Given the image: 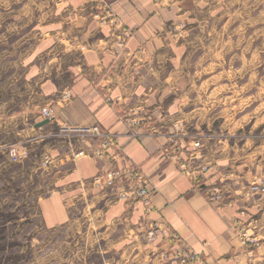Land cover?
<instances>
[{
    "label": "crops",
    "instance_id": "1",
    "mask_svg": "<svg viewBox=\"0 0 264 264\" xmlns=\"http://www.w3.org/2000/svg\"><path fill=\"white\" fill-rule=\"evenodd\" d=\"M108 14L131 32L125 44H115V25L100 23ZM9 28L25 31L14 49L28 47L11 69L0 39V203L14 180L16 198L35 206L45 228L78 235L81 245L60 249L63 264H164L169 233L203 264H261L264 245L243 243L242 231L264 227V195L246 194L264 173V0H0V31ZM43 107L55 119L37 126ZM61 123L100 126L125 156L73 157L52 139ZM170 139L178 161L208 166L198 183L163 157ZM11 145L26 153L13 165ZM40 148L45 167L25 165ZM133 165L148 177V203L121 196L127 172L113 189L96 186L103 171ZM41 168L51 187L43 196ZM214 185L221 204L201 189Z\"/></svg>",
    "mask_w": 264,
    "mask_h": 264
},
{
    "label": "rangeland",
    "instance_id": "2",
    "mask_svg": "<svg viewBox=\"0 0 264 264\" xmlns=\"http://www.w3.org/2000/svg\"><path fill=\"white\" fill-rule=\"evenodd\" d=\"M105 12L108 13L107 11H104V14H106ZM99 21L100 23L105 22L112 26L115 25V44L118 45V41H128L131 37L130 36L129 38L127 37L123 39V30L127 28L119 24V20L117 19V17H115V19H112L111 15L108 14L107 16L105 15L104 20ZM103 26H106V24H104ZM24 32L25 31H19L17 29L15 30L14 28H9L7 31H0V39L2 38L3 42L7 41L10 44L8 48L9 50L7 52V59L4 58L3 61H5L7 65H11V69L15 68L12 64V61L14 59L16 61L20 58V49H22L24 54L25 49L28 47V45H25L17 47L18 50L14 49V47L16 46V44H14L15 38L17 36H22ZM14 52H16V54ZM1 60L2 58H0V61ZM60 125H63V123H61ZM51 135L53 137V140L59 141L61 143H67L68 145L73 147V157L83 155L81 153L86 149V147H93L95 143L91 136L86 137L83 142L76 136H73L70 141H68L66 138H64L65 136L59 132V126H55L52 129ZM200 143L202 144V142ZM11 148L13 150H22L20 146L16 145H11L9 147V150ZM9 150L7 152L8 155ZM41 150V148L39 150H35L33 152V155L36 154V157H30V159L27 158L25 161H23L24 164L27 166L38 165L41 167H45L50 158L48 154ZM9 159L11 160L10 156H8L7 159L5 158L7 163H9L10 165L16 164V162L14 163L13 160L10 161ZM196 164L203 165L197 162ZM36 175V179L38 180L40 185L38 194L40 196H43L51 187L48 185L46 178L47 175L43 168H41V170ZM24 178L26 179V176ZM13 181L10 182L7 186L8 193L6 194L9 198L7 204H5V201L3 200H1L0 203V264H63V253H59L60 249L65 244H67L69 247L73 245L79 246L81 245L82 240L78 235H74L69 229L65 230L64 228H61L59 230L49 231L47 228H45L35 206H32L31 204H23L21 201L25 203V199L22 200L20 196L16 198V182ZM256 184L264 186V173L256 176ZM26 186L27 184H25V189L27 188ZM255 195L261 196L264 195V192H259ZM31 213H34V217L28 219V216ZM242 232L252 240L251 242L247 243L252 245L254 248L264 245L261 243L263 239L258 238V234L264 233V227L260 228L259 222H252L249 228L243 230ZM55 251L57 252L54 253ZM67 255L68 257H70L69 253H67ZM261 264H264V256Z\"/></svg>",
    "mask_w": 264,
    "mask_h": 264
},
{
    "label": "built area",
    "instance_id": "3",
    "mask_svg": "<svg viewBox=\"0 0 264 264\" xmlns=\"http://www.w3.org/2000/svg\"><path fill=\"white\" fill-rule=\"evenodd\" d=\"M131 36V32L129 29L123 30V39L129 38ZM127 41H118L120 45L125 44ZM107 101H110V98H107ZM41 114L45 119L54 120L55 114L53 110L49 107L41 108ZM126 123L128 128H135L138 121L136 119L127 118ZM59 132L64 135L68 141L73 136L78 137V139L85 140L86 137L91 136L94 140L93 147H86V149L81 153L82 156H90L96 160H104L106 154L109 150H113V160H120L125 155L121 150L119 143L117 142L116 137L108 131L101 129L98 125L93 126H72L69 124L58 125ZM149 133L152 136L159 135V131L155 128H150ZM202 144L199 140H195L193 143V147L195 150L201 148ZM161 153L163 157L169 159L171 161H177L179 169L185 173L187 176L191 178L195 183H198L201 179V174L207 171V165H197L192 161H178V146L176 145V141L170 139V141L164 145L161 149ZM25 152H22L20 149H10L9 156L13 161H19L22 155H25ZM46 164V161H45ZM127 172L129 174L131 180L130 185L127 190L121 193L122 197H136L142 199L145 203L150 201L153 190H149V180L148 177L143 173V171L137 167L136 165L130 166L129 168H109L94 178V182L99 188H111L113 189L123 174ZM206 195V198L210 203L221 204L224 201V192L223 189L219 185H214L211 187H202L201 188ZM259 192H264V186L260 184H250L246 194H256ZM159 231L158 226H156L153 230L147 233V238H151V233H157ZM243 243L251 242L245 233H242ZM168 243L171 246L167 249H164L160 253L161 262L164 264H203L201 260V255L196 252L194 249L186 245L182 239L176 233H169L167 235Z\"/></svg>",
    "mask_w": 264,
    "mask_h": 264
},
{
    "label": "water",
    "instance_id": "4",
    "mask_svg": "<svg viewBox=\"0 0 264 264\" xmlns=\"http://www.w3.org/2000/svg\"><path fill=\"white\" fill-rule=\"evenodd\" d=\"M49 121H50V119H44L43 121L39 122L37 126H42V125L46 124Z\"/></svg>",
    "mask_w": 264,
    "mask_h": 264
}]
</instances>
